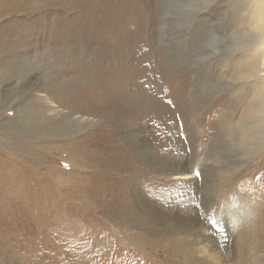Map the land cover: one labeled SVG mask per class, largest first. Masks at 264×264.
Listing matches in <instances>:
<instances>
[{"label": "rangeland", "instance_id": "obj_1", "mask_svg": "<svg viewBox=\"0 0 264 264\" xmlns=\"http://www.w3.org/2000/svg\"><path fill=\"white\" fill-rule=\"evenodd\" d=\"M101 1L0 14V264H214L176 222L212 223L217 203L264 253V163L237 143L253 0ZM100 37L122 43L104 77Z\"/></svg>", "mask_w": 264, "mask_h": 264}, {"label": "bare ground", "instance_id": "obj_2", "mask_svg": "<svg viewBox=\"0 0 264 264\" xmlns=\"http://www.w3.org/2000/svg\"><path fill=\"white\" fill-rule=\"evenodd\" d=\"M11 1L17 2V0ZM72 1L73 4H75V0ZM89 1L91 0H81L82 3ZM9 3L10 0H0V14L3 13L4 9ZM101 3L109 4V6L104 7L101 12L108 13L110 14L109 16L113 15L112 8L114 7V1L102 0ZM246 14L247 15L244 24L246 27V31L244 32L246 42L243 46V71L246 78L242 83V85L244 84L245 87L240 98L242 100L243 98L245 99L244 102L242 101V105L244 106L245 110L243 107H241L243 112L240 114L242 131L239 134L237 143L240 146V150L243 149L244 155H249L252 153L257 154L258 156L260 155V159L258 160L264 163V0H253L250 2ZM115 34L116 33H113L112 36L114 37ZM99 39L100 41L98 42L100 50L98 49V52L100 53V58L102 59V61L99 63V74L101 77H104L112 69L110 62L105 63V60H107L108 57L115 58L117 56L118 50H120L122 46V43L109 38L108 40L111 41V45L108 48H104L102 40L104 38L100 37ZM104 50L110 51L109 54L102 52ZM148 69L151 71V73H153L151 63L149 64ZM141 70V66L136 67V74H140ZM158 73L159 78L157 79L156 85L160 86L161 82H164L165 76L161 73L160 68H158L157 74ZM174 78L179 81L182 79V76H175ZM237 96L238 94H232L229 96V100L232 104L237 101ZM122 98L125 99L128 97L122 96ZM146 98L149 101V95L146 96ZM131 102L136 104L134 100ZM173 160L172 161L177 164L174 165L173 169L168 167V162L170 159H167V164H165L163 160H160L159 168H168L170 172H168L169 175L171 174L173 176L172 178L177 182H183V180L191 178L193 173L197 171V157H195L194 163L192 165L194 167L192 174L189 173L187 168L183 165L185 161H178L175 159ZM140 189L141 191H144L146 188L145 186H141ZM215 206V217L212 223L193 221L191 222L192 224H186L188 219L177 218L176 223L181 226L180 228L184 229L183 231L187 234L193 235V237L197 238V262L203 263V259H206L212 260L214 264H264V253L259 251L260 253L257 254L255 243L249 240L251 234L250 232H253L255 227V225L252 226L253 222L247 223L243 219L244 215L242 216V211V213L234 212L235 214L231 211L229 212L228 210L226 212L223 211V213L226 214L225 219H222L221 217L223 213L220 209V204L217 203ZM259 212V209H257V215H259ZM262 215L264 216V211L262 212ZM257 220H259V218H257L255 221ZM261 222L260 220L258 221V223ZM262 227H264V225ZM179 230H176V232ZM261 233H263V230H261ZM261 233L259 234L261 235ZM262 239L264 241V235L260 237L258 242H263ZM260 245L264 247V244L260 243Z\"/></svg>", "mask_w": 264, "mask_h": 264}, {"label": "snow or ice", "instance_id": "obj_3", "mask_svg": "<svg viewBox=\"0 0 264 264\" xmlns=\"http://www.w3.org/2000/svg\"><path fill=\"white\" fill-rule=\"evenodd\" d=\"M196 175H197V176H199V175H200V173H199V172H197V173H196Z\"/></svg>", "mask_w": 264, "mask_h": 264}]
</instances>
